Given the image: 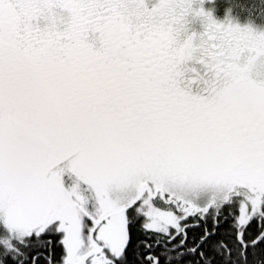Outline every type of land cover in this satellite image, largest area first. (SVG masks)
I'll return each mask as SVG.
<instances>
[{
	"label": "snow or ice",
	"instance_id": "obj_1",
	"mask_svg": "<svg viewBox=\"0 0 264 264\" xmlns=\"http://www.w3.org/2000/svg\"><path fill=\"white\" fill-rule=\"evenodd\" d=\"M207 3L0 0V264H264V31Z\"/></svg>",
	"mask_w": 264,
	"mask_h": 264
},
{
	"label": "rangeland",
	"instance_id": "obj_2",
	"mask_svg": "<svg viewBox=\"0 0 264 264\" xmlns=\"http://www.w3.org/2000/svg\"><path fill=\"white\" fill-rule=\"evenodd\" d=\"M217 1H219L220 4L225 5V8L223 9H221L220 7L215 8L214 6L209 7L208 5H210L211 3L205 4V7L207 9L213 10V15L218 21L224 22L228 18L226 16V9L230 6L229 0H215V3ZM249 2L251 3V0H249ZM255 2L257 4V7L253 9L251 12L241 11L238 8H233L232 19L235 22L240 23L241 25L250 23L255 30L264 31V3H262L261 0H255Z\"/></svg>",
	"mask_w": 264,
	"mask_h": 264
},
{
	"label": "trees",
	"instance_id": "obj_3",
	"mask_svg": "<svg viewBox=\"0 0 264 264\" xmlns=\"http://www.w3.org/2000/svg\"><path fill=\"white\" fill-rule=\"evenodd\" d=\"M209 7H212V6H214L215 8H218V7H220L221 9H223V8H225V5H223V4H220L219 3V1H217L215 4H210V5H208ZM217 6V7H216ZM216 13H218V12H216ZM215 13V14H216ZM221 14V13H220ZM218 15V14H217Z\"/></svg>",
	"mask_w": 264,
	"mask_h": 264
}]
</instances>
